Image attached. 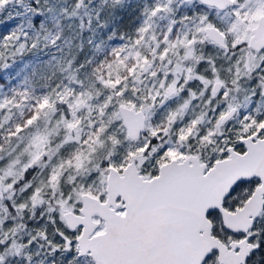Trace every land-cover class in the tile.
Segmentation results:
<instances>
[{
	"label": "snow or ice",
	"instance_id": "6c2138e0",
	"mask_svg": "<svg viewBox=\"0 0 264 264\" xmlns=\"http://www.w3.org/2000/svg\"><path fill=\"white\" fill-rule=\"evenodd\" d=\"M0 264H264V0H0Z\"/></svg>",
	"mask_w": 264,
	"mask_h": 264
},
{
	"label": "trees",
	"instance_id": "16d2710c",
	"mask_svg": "<svg viewBox=\"0 0 264 264\" xmlns=\"http://www.w3.org/2000/svg\"><path fill=\"white\" fill-rule=\"evenodd\" d=\"M4 31H6V29L3 27H0V33H3ZM0 77H3V73H0ZM0 82H2V80H0Z\"/></svg>",
	"mask_w": 264,
	"mask_h": 264
}]
</instances>
